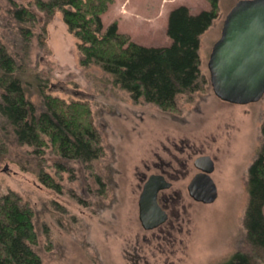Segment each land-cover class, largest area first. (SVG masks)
Wrapping results in <instances>:
<instances>
[{
  "label": "rangeland",
  "instance_id": "rangeland-1",
  "mask_svg": "<svg viewBox=\"0 0 264 264\" xmlns=\"http://www.w3.org/2000/svg\"><path fill=\"white\" fill-rule=\"evenodd\" d=\"M237 1L219 0L218 17L201 35L198 88L165 109L134 99L101 66H82L79 39L61 11L48 18L38 0H0V50L14 58L26 96L39 108L43 92L87 102L104 147L90 161L62 159L50 146L40 155L18 143L0 114V195L15 191L32 206L43 264H222L249 251L248 177L262 144L264 96L246 104L222 100L208 67ZM179 5L192 13L210 8L209 0H113L101 16L104 28L117 21L134 41L165 46L167 14ZM25 7L31 16L19 20L15 11ZM3 91L0 81V97ZM203 154L215 163L218 196L211 203L188 191ZM161 171L172 181L164 191L169 217L146 229L139 197L148 176Z\"/></svg>",
  "mask_w": 264,
  "mask_h": 264
},
{
  "label": "trees",
  "instance_id": "trees-1",
  "mask_svg": "<svg viewBox=\"0 0 264 264\" xmlns=\"http://www.w3.org/2000/svg\"><path fill=\"white\" fill-rule=\"evenodd\" d=\"M113 0H38L41 10L51 18L61 11L68 28L79 39L82 66L96 64L114 77V82L138 100L175 109L181 93L198 88L201 77V35L219 15V0H209L210 8L192 13L187 5L170 11L167 34L169 45L146 46L120 32L118 22L104 28L102 14ZM29 10L16 9L15 17L25 20ZM16 62L0 50L3 70L0 114L11 127L19 144L35 148L42 155L45 147L62 159L90 161L104 155L98 129L88 103L66 100L43 92L39 108L25 93L15 75ZM261 148L250 165L249 201L245 214L249 251H236L222 264L264 263V117ZM42 176L51 178L47 172ZM42 178V177H41ZM34 210L17 192L0 195V264H43L35 250L37 231Z\"/></svg>",
  "mask_w": 264,
  "mask_h": 264
},
{
  "label": "water",
  "instance_id": "water-1",
  "mask_svg": "<svg viewBox=\"0 0 264 264\" xmlns=\"http://www.w3.org/2000/svg\"><path fill=\"white\" fill-rule=\"evenodd\" d=\"M215 94L222 100L246 104L264 96V0H238L226 15L220 37L215 41L208 62ZM199 171L188 184L190 195L211 203L218 196L211 175L215 163L208 154L194 160ZM172 181L162 173L148 176L139 197V218L146 229L167 221L168 212L158 201L160 190Z\"/></svg>",
  "mask_w": 264,
  "mask_h": 264
},
{
  "label": "flooded vegetation",
  "instance_id": "flooded-vegetation-1",
  "mask_svg": "<svg viewBox=\"0 0 264 264\" xmlns=\"http://www.w3.org/2000/svg\"><path fill=\"white\" fill-rule=\"evenodd\" d=\"M161 173L164 174L167 177V179L171 180V178L167 175L168 174L167 172L161 171ZM164 191H165V189L159 191V193H158V201L161 204V206L166 209V204H165L164 200L167 199L168 197L164 193ZM166 210L168 212V209H166ZM168 214H169V212H168Z\"/></svg>",
  "mask_w": 264,
  "mask_h": 264
},
{
  "label": "crops",
  "instance_id": "crops-1",
  "mask_svg": "<svg viewBox=\"0 0 264 264\" xmlns=\"http://www.w3.org/2000/svg\"><path fill=\"white\" fill-rule=\"evenodd\" d=\"M172 10V9H171ZM170 10V11H171ZM170 11H169V13L167 14V19H166V21L168 22V17H169V14H170ZM168 26V25H167ZM169 40H170V43L172 42V39L171 38H169Z\"/></svg>",
  "mask_w": 264,
  "mask_h": 264
}]
</instances>
